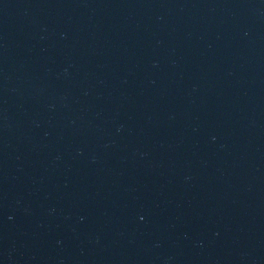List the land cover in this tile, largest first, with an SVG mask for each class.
<instances>
[{
    "label": "water",
    "instance_id": "obj_1",
    "mask_svg": "<svg viewBox=\"0 0 264 264\" xmlns=\"http://www.w3.org/2000/svg\"><path fill=\"white\" fill-rule=\"evenodd\" d=\"M0 264H264V0H0Z\"/></svg>",
    "mask_w": 264,
    "mask_h": 264
}]
</instances>
